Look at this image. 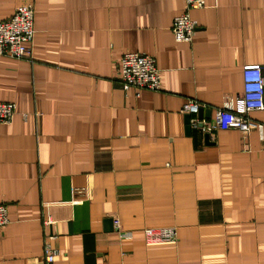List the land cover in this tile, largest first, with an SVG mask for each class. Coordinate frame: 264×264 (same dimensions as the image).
I'll list each match as a JSON object with an SVG mask.
<instances>
[{"label":"crops","instance_id":"0c3cea01","mask_svg":"<svg viewBox=\"0 0 264 264\" xmlns=\"http://www.w3.org/2000/svg\"><path fill=\"white\" fill-rule=\"evenodd\" d=\"M205 1L181 42L185 0H0V19L32 2L36 30L30 58L0 55L16 105L0 123V264H46L47 242L52 264H264V128L193 123L264 63V0ZM135 52L156 57L160 91L123 89Z\"/></svg>","mask_w":264,"mask_h":264},{"label":"built area","instance_id":"2783aa9c","mask_svg":"<svg viewBox=\"0 0 264 264\" xmlns=\"http://www.w3.org/2000/svg\"><path fill=\"white\" fill-rule=\"evenodd\" d=\"M186 11L174 18L173 35L178 41L187 42L194 39L197 23L191 17L192 9L203 8L205 0H185ZM35 6L32 2L18 6L13 16L0 19V55L12 58H30L35 36ZM119 66V73L124 90H134L139 95L143 90H161V72L155 56L135 52L124 53ZM244 91L238 97H229L223 107L216 112L211 122L193 121L206 132L237 129L245 136L253 130L263 131L264 124L250 117L249 113L264 110V63L245 64ZM16 105L0 100V123H8L14 118ZM201 110L199 103L190 99L183 105L182 113L193 114ZM10 222L7 204L0 202V227ZM52 220L46 221V224ZM115 226L120 228L116 220ZM153 229L146 233L152 235ZM171 237L175 239V230ZM46 264H52L58 249L52 248L50 242L45 247Z\"/></svg>","mask_w":264,"mask_h":264},{"label":"water","instance_id":"95a60500","mask_svg":"<svg viewBox=\"0 0 264 264\" xmlns=\"http://www.w3.org/2000/svg\"><path fill=\"white\" fill-rule=\"evenodd\" d=\"M187 118H188V121H190L191 115L189 114V115L187 116ZM207 137H209L208 134L206 135V138H207Z\"/></svg>","mask_w":264,"mask_h":264}]
</instances>
